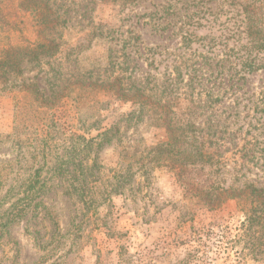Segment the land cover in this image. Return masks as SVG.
<instances>
[{
	"label": "rangeland",
	"instance_id": "374dc122",
	"mask_svg": "<svg viewBox=\"0 0 264 264\" xmlns=\"http://www.w3.org/2000/svg\"><path fill=\"white\" fill-rule=\"evenodd\" d=\"M254 6L0 0V264H264Z\"/></svg>",
	"mask_w": 264,
	"mask_h": 264
},
{
	"label": "trees",
	"instance_id": "16d2710c",
	"mask_svg": "<svg viewBox=\"0 0 264 264\" xmlns=\"http://www.w3.org/2000/svg\"><path fill=\"white\" fill-rule=\"evenodd\" d=\"M232 1H233L234 5L240 6L242 8L243 13L246 15V19L249 20L248 29H250L252 31V34L253 35L259 34L260 30H256L259 28L258 22L255 20L258 18H259V20L261 19L259 17L261 7L260 6H258V7L254 6L256 4L257 0H252V1L251 0H232ZM55 46L52 45V43H49V45L47 44V46L39 45V47H37L38 51L31 50L28 52L29 53L28 55H30V57L33 61H37V56L44 53V52H41L42 49L50 51V50L55 49L54 48ZM13 56L14 55L12 54L11 58L8 60L9 62H11L8 67H6V64L3 65L4 66L3 67L4 68V78L9 73L10 74L11 73H14V74L21 73V64H22L21 60L16 61L15 59H13ZM1 70H3V69H1ZM108 132L109 131L104 132L103 136L105 138L108 137ZM91 144H92V142H91ZM153 150L159 156H170V155L180 156V157H183L185 159L184 161H186L187 163H192V164L209 163V161H210L209 156L207 154H205L203 152V150L198 149V148L190 147V148H185L184 150H181V149H176L174 147V145H171L170 143H163V144H160L157 147H155ZM64 167H65V165L62 164L61 168H59V170H56V171H60V169H62ZM75 190L78 192L77 189H75ZM81 190L82 189H79L80 192H81ZM246 191L248 192L247 194L250 197L255 198L258 202L260 201L261 206L262 207L264 206V190L263 189H259L253 185H250L246 188ZM81 196H82V199L85 200L84 201L85 203H87V202L90 203L89 200L88 201L86 200L87 196L85 197L84 194H81Z\"/></svg>",
	"mask_w": 264,
	"mask_h": 264
}]
</instances>
